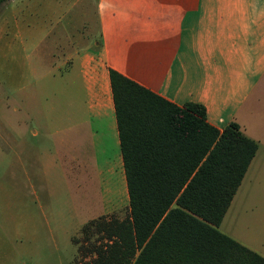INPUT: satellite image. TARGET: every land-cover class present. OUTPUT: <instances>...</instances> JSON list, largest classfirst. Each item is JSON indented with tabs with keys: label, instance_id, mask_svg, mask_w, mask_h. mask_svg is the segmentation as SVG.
Here are the masks:
<instances>
[{
	"label": "crops",
	"instance_id": "1",
	"mask_svg": "<svg viewBox=\"0 0 264 264\" xmlns=\"http://www.w3.org/2000/svg\"><path fill=\"white\" fill-rule=\"evenodd\" d=\"M60 2L7 0L0 12V138L10 139L16 160L29 138L53 132L46 165L58 179L68 160L97 190L124 185L109 67L175 104H202L218 129L234 121L259 139L245 115L264 91V0H69L63 10ZM84 2L94 4L91 15ZM50 75L63 81L59 99L69 105L58 127L48 96L35 107Z\"/></svg>",
	"mask_w": 264,
	"mask_h": 264
},
{
	"label": "trees",
	"instance_id": "2",
	"mask_svg": "<svg viewBox=\"0 0 264 264\" xmlns=\"http://www.w3.org/2000/svg\"><path fill=\"white\" fill-rule=\"evenodd\" d=\"M108 77L128 214L82 226L102 238L85 264H264L217 227L256 141L234 121L210 124L200 103L175 104L112 67Z\"/></svg>",
	"mask_w": 264,
	"mask_h": 264
},
{
	"label": "rangeland",
	"instance_id": "3",
	"mask_svg": "<svg viewBox=\"0 0 264 264\" xmlns=\"http://www.w3.org/2000/svg\"><path fill=\"white\" fill-rule=\"evenodd\" d=\"M60 1L63 10L69 0ZM72 7L71 11L79 12L81 3ZM4 8L8 10L7 0L0 2V12ZM93 8V3H83L87 15ZM4 64L1 60L0 67ZM49 78L46 95L37 94L35 107H46L41 98L48 96L52 123L58 127L63 123L58 111L68 110L69 105L59 99L63 81L56 75ZM256 99L245 119L259 132L257 147L217 227L264 256V91ZM18 103L19 116L25 117L28 106ZM52 136L53 132L44 136V141L37 139L40 136L29 138V151L24 149L17 160L10 139L0 138V264H85L94 256L91 242L97 244L102 238L94 230V222L87 237L82 226L91 220L121 219L128 214L125 184L111 183L108 190H97L91 176L68 160L65 180L58 179L52 166L46 165L48 152L55 149ZM62 154L68 155L66 151Z\"/></svg>",
	"mask_w": 264,
	"mask_h": 264
}]
</instances>
